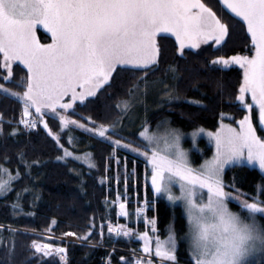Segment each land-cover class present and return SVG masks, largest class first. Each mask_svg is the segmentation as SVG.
Masks as SVG:
<instances>
[{
    "label": "snow or ice",
    "instance_id": "snow-or-ice-1",
    "mask_svg": "<svg viewBox=\"0 0 264 264\" xmlns=\"http://www.w3.org/2000/svg\"><path fill=\"white\" fill-rule=\"evenodd\" d=\"M223 8L229 10L246 25L250 36L251 55H233L225 58L218 56L210 61V66H222L227 69L236 65L242 70L235 100L242 111V118L236 120L221 113L216 131L197 128L190 135L193 150L199 152L196 141L201 136L207 138L214 149L210 158H205L198 167L193 166L190 151L183 147L185 133L173 128L167 121L163 132L150 131L148 121L144 120L138 131L137 141L128 142L124 138H114L124 115H129L139 103L142 85L146 93L149 83L164 85L165 95L176 98L173 93L176 86H169L166 80L151 81L162 63V47L158 38L166 34L175 37L177 51L181 57L199 55L202 45H225L230 36V25L213 11L203 0H0V81L10 83L22 91H14L0 82V96L10 98L21 105L18 120H6L0 113V135H4V124L12 126L10 136L19 134L22 125L27 131L42 124L63 155L57 159L74 157L72 151L60 143L61 135L53 133L46 116L58 119L61 131L70 126L82 129L93 136L103 138L113 147L121 148L142 157L145 164V188L150 179L151 190L155 196L163 195L173 205L181 202L187 213L188 223L203 225L210 219L231 224L235 217L228 211L231 200L239 201L248 217L257 220L258 214H264V199L252 196L242 199L235 181L231 185L225 182L226 169L235 165H256L264 172V0H219ZM38 28L49 34L50 43H41L37 35ZM187 50V52H186ZM19 63L26 69V75L19 80L13 78V65ZM122 73L130 74L136 81L128 89L127 99L120 100L114 107L121 115L115 123L99 124L89 117V124L72 118L79 101L84 104L99 100L101 95L118 86ZM142 73V75H141ZM173 81L178 80V70L169 65ZM99 94V95H98ZM89 98H93L90 100ZM199 104V101H189ZM106 107H113L106 105ZM69 111L72 115H69ZM257 113V122L253 121V112ZM232 123H225V119ZM111 132V134H109ZM71 144L73 139L68 137ZM89 158H90V154ZM19 163L26 168L24 175H30L31 168L39 161H29L23 151L17 153ZM7 160V157H5ZM120 163L119 159L116 161ZM89 167L95 168L94 162ZM136 169L126 173L123 181V193L117 189L115 200L109 204L118 207V216L129 218L128 176L135 175ZM22 182L17 168L11 171L0 164V197H7L14 191L13 185ZM121 182L120 176L116 183ZM259 187V186H258ZM233 189L229 191L228 189ZM29 188L15 192V202L11 204L13 215H24L22 200ZM178 193V194H177ZM153 202L147 197L142 206L135 207V222L147 228L138 231L128 223L107 224V233L112 238H133L143 242L142 250H132L130 257L120 256V264H178L177 234L172 224L168 225V235L162 239L158 232L157 220L150 217ZM34 215V213H28ZM53 225L56 221H51ZM95 221L89 223L84 235L66 232L65 237H76L89 241ZM10 238L5 249V264H14L16 244L14 237L17 229L0 225V244L4 243L3 232ZM51 228L45 229L51 233ZM152 233V234H150ZM99 235H105V224L99 225ZM32 239L28 246L32 252V261L24 264H69L68 249L51 242ZM153 241L155 242L153 245ZM102 243V240H101ZM95 247V245H92ZM115 251V249H113ZM194 264H201L195 253L191 252ZM159 258V260L155 259ZM264 264V249L250 253L247 264ZM105 264H112L108 255Z\"/></svg>",
    "mask_w": 264,
    "mask_h": 264
},
{
    "label": "trees",
    "instance_id": "trees-1",
    "mask_svg": "<svg viewBox=\"0 0 264 264\" xmlns=\"http://www.w3.org/2000/svg\"><path fill=\"white\" fill-rule=\"evenodd\" d=\"M210 6L215 12L230 25V36L225 45L217 49L215 46L205 45L201 47L199 55H186L181 57L177 51L175 39L170 35L158 38L162 47V63L160 69L149 74L151 81L166 80L169 86H176L173 96L169 99L166 89L160 83V98L147 101L145 107L154 106L148 110L143 119L148 121L151 129L163 125L165 121L183 130L192 131L199 127L208 130H216L219 127L220 115L228 114L231 118L239 120L242 111L238 107L235 95L238 94L239 83L242 81V70L239 67L223 69L216 66L214 70L210 61L218 56L229 57L236 54H252L250 36L247 34L246 25L239 21L229 10L223 8L219 0H209ZM37 35L42 42L50 41L49 35L42 29L37 30ZM187 52V50H186ZM169 65L174 66L179 73V79L173 81L171 73H167ZM3 73L0 72V75ZM26 75V69L19 63L13 65V78L19 80ZM142 75V73H141ZM4 82V81H0ZM134 81L130 74L122 73L118 86L110 89L107 94L101 95L99 100L75 106V115L69 111L73 119L83 123H89L88 118L99 124L110 125L116 122L117 116L121 115L114 106L122 99H127V91L132 88ZM6 87H12L14 91H22L10 83ZM154 84V83H149ZM143 86V85H142ZM99 95V94H98ZM169 99L164 103H158L160 99ZM93 98H90L92 100ZM189 101H199V104H190ZM111 105L113 107H106ZM21 105L10 98L0 96V113L6 120H18L20 117ZM127 115L122 121L126 125ZM53 133L60 134V143L65 148L79 154H90L96 167L91 168L87 164L76 161L72 158L66 160L57 159L63 155V150L58 147L54 139L47 134L40 124L33 131H25L22 126L19 134L15 137L9 135L12 126L4 124V135H0V164L7 167L13 173L18 168L22 182L13 185L14 191L7 197H0V224L11 225L26 230L45 232L51 228V234L63 236L66 232H76L84 235L90 221L94 220L96 229L93 230L90 242L102 244L106 247H93L79 244H69V264H105L106 257L111 255L112 264H120L119 257H130L131 254L122 251H112L108 247L115 246L124 250H142V242L133 238L129 241L126 238H112L107 233L109 220L114 223H128L138 231H145L147 228L142 222L136 223L134 216L135 207L142 206L143 199L147 197L153 202V208L148 212L150 217H155L159 234L165 236L167 226L173 218L179 237V248L177 249L178 264H194L190 257L183 236L187 231L186 218L181 207H172L166 199L157 197L151 190L148 180V188H145L143 158H138L127 150L115 148L113 155L112 145L103 138L93 136L82 129L70 126L72 129L61 131L58 119L51 115L45 117ZM128 119V118H127ZM121 124L116 131L120 133L114 138H124L125 142L137 141L138 128L120 130ZM142 121V122H143ZM227 123L232 119L226 118ZM111 134V132L109 133ZM73 142L70 144L68 137ZM139 141H137V145ZM23 151L29 161H39L31 168L30 175H24L26 168L19 163L17 153ZM7 157V160H5ZM119 159L120 163L116 161ZM135 168V175L128 176V210L132 215L129 218L119 217L118 207L109 204L108 201L115 200L117 189L123 193V181L126 173H131ZM120 176V184L116 183V177ZM227 180L230 185L235 181V188L243 193L247 199L255 196L264 187V176L256 168L247 166H236L227 172ZM259 186V187H258ZM21 188H29L31 191L24 194L22 205L24 215H13L11 204L15 202V192ZM230 190H233L229 188ZM261 196L264 198V193ZM232 207L241 210L238 203L230 202ZM175 208V209H173ZM34 213V215H28ZM55 220L53 225L51 221ZM261 224H264V216H260ZM105 224V235H99V225ZM4 243L0 244V264H5V249L8 245L10 234L3 232ZM32 239H41L49 242L48 237H40L31 233L18 231L14 237L16 250L14 264H24L25 260L32 261V252L28 246ZM102 240V243H101ZM56 245L62 242L52 240ZM110 245V246H109ZM171 264V262H170ZM256 264V263H253Z\"/></svg>",
    "mask_w": 264,
    "mask_h": 264
},
{
    "label": "clouds",
    "instance_id": "clouds-1",
    "mask_svg": "<svg viewBox=\"0 0 264 264\" xmlns=\"http://www.w3.org/2000/svg\"><path fill=\"white\" fill-rule=\"evenodd\" d=\"M228 211L235 217L231 224L210 219L205 231L203 225L188 223L186 239L201 264H247L251 252L264 249V224L232 209L230 204Z\"/></svg>",
    "mask_w": 264,
    "mask_h": 264
},
{
    "label": "rangeland",
    "instance_id": "rangeland-1",
    "mask_svg": "<svg viewBox=\"0 0 264 264\" xmlns=\"http://www.w3.org/2000/svg\"><path fill=\"white\" fill-rule=\"evenodd\" d=\"M203 2L204 3H206L208 6H210V4H209V0H203ZM211 7V6H210ZM213 9V8H212ZM213 11H215L214 9H213ZM166 35H170V34H166ZM171 36V35H170ZM203 47V46H202ZM249 55H251V54H249ZM231 57V56H230ZM225 58H228V57H225ZM222 67V66H221ZM232 67H238V66H236V65H233ZM160 83H154V84H149L148 85V87H147V91H146V93L143 91V86H142V90H141V94H140V96H139V103H137L136 105H135V107L133 108V110H132V112L129 114V115H127V118H126V125L124 126V121H125V119L122 121V128L120 129V130H122V131H124V130H126V129H131V128H133V129H135V128H139L140 126H141V124H142V121H143V119H144V117H145V114L148 112V110L149 109H151V108H153V107H157V104L156 105H154V106H149V104H148V107H145V103L147 102V101H150L151 102V100H153L154 98H156L157 100L160 98V94H163L161 91H160ZM167 100H169V99H160L159 101H158V103H164L165 101H167ZM226 116H228V117H230V115H228V114H226ZM242 118V117H241ZM240 118V119H241ZM253 121H254V123H256L257 122V113H256V111H254L253 112ZM225 123H227L226 121H224ZM171 127H173V128H177V127H175V126H173V125H171V124H169ZM165 127H166V125L165 124H163V125H160L159 127H157V128H154V129H151L150 127V131H153V132H155V131H160V132H163L164 131V129H165ZM179 129V128H178ZM204 129H206V128H204ZM181 130V129H180ZM196 130V129H195ZM195 130H192V131H183V130H181L183 133H185V137H184V142H183V147L185 148V149H187V150H189L190 151V156H191V159H192V162H193V166H199L200 164H202L203 163V160L205 159V158H210L211 157V155H212V153H213V151H214V149L211 147V145L208 143V140H207V138L206 137H204V136H201L200 138H198V140L196 141V147H198V149L200 150L199 152H197V151H195V150H193V143H192V138H191V133L193 132V131H195ZM206 130H208V129H206ZM217 130V129H216ZM216 130H208V131H216ZM69 151H71V150H69ZM73 152V151H72ZM73 154H74V157H78L79 159H74V158H72V157H70V158H72V159H74V160H76V161H79V162H82V163H85V164H87L88 166H89V164L91 163V162H93L92 161V159H91V157L89 158V155L87 154V155H85V154H79V153H74L73 152ZM236 166H247V167H250V168H256V169H258L260 172H261V174L264 176V172H262L260 169H259V167L258 166H256V165H247V164H240V165H235V166H233V167H236ZM233 167H231V168H229V169H226V174H225V177H224V179H225V182L227 183V184H229L230 185V182L227 180V177H226V175H227V172L229 171V170H231ZM149 182H150V179H149ZM229 191H232V190H230V189H228ZM262 192L264 193V187L261 189V190H259L258 191V193L255 195V196H259V198L260 199H264L262 196H261V194H262ZM239 193H241V192H238V193H235V194H239ZM178 194V193H177ZM160 197H162V198H164V199H166V197H164L163 195H161ZM242 199H247L244 195L242 196ZM167 200V199H166ZM167 202L172 206V207H181V211H182V213H183V215L185 216V218H186V223H187V229H188V221H187V216H186V211H185V209H184V207H183V204L181 203V202H177L176 204H172L171 202H169L168 200H167ZM230 202H234V203H238L239 205H240V203H239V201H236V200H231ZM230 204V207L232 208V209H235V208H233L232 207V205H231V203H229ZM241 206V205H240ZM173 209H175V208H173ZM235 210H237V209H235ZM238 211H240L244 216H246V217H248V214H247V212H246V210H243L242 208H241V210H238ZM260 216H264V214H258L257 215V221H259L260 223H261V221H260ZM169 224H172L173 225V228H174V230H175V232H176V234H177V231H176V227H175V219L173 218V221H171ZM158 228V227H157ZM21 231V230H20ZM24 231L25 232H30V233H35V234H41V233H39V232H37V231H34V230H26V229H24ZM186 233H187V231H186ZM186 233L184 234V236H183V241L185 242V244H186V247H187V251H188V253H189V255H190V257L192 258V256H191V251H190V248H189V245H188V242H187V239H186ZM150 234H152V233H150ZM154 235H159L162 239H166L167 238V235H168V226H167V233H166V235L165 236H162V235H160L159 234V230H158V232L157 233H155ZM142 242V241H141ZM179 242H180V240H179V237H178V235H177V249L179 248ZM154 241H153V245H154ZM142 247H143V242H142ZM109 249H111L112 251H113V249H115V250H118V251H122V252H126V253H128V254H131V251H128V250H120L119 248H117V247H115V246H112V247H108ZM177 254V253H176ZM252 259V261H253V263H256V258H251ZM192 260L194 261V259L192 258Z\"/></svg>",
    "mask_w": 264,
    "mask_h": 264
},
{
    "label": "built area",
    "instance_id": "built-area-1",
    "mask_svg": "<svg viewBox=\"0 0 264 264\" xmlns=\"http://www.w3.org/2000/svg\"><path fill=\"white\" fill-rule=\"evenodd\" d=\"M52 237H55V236L52 235ZM62 239H64L67 243H70V242L87 243V242H83V241L78 240L76 237H64Z\"/></svg>",
    "mask_w": 264,
    "mask_h": 264
},
{
    "label": "crops",
    "instance_id": "crops-1",
    "mask_svg": "<svg viewBox=\"0 0 264 264\" xmlns=\"http://www.w3.org/2000/svg\"><path fill=\"white\" fill-rule=\"evenodd\" d=\"M218 15V14H217ZM219 16V15H218ZM38 29H42V28H38ZM43 31H44V29H42ZM45 32V31H44ZM49 35V34H48ZM39 37V36H38ZM174 39H175V37L174 36H172ZM51 42V40L50 41H48V42H46V43H50ZM41 43H45V42H42L41 41ZM202 46H205V45H202ZM201 46V47H202ZM236 55H249V54H236ZM233 56V55H232ZM230 57V56H229ZM90 99V98H89ZM77 104H79V101L77 102Z\"/></svg>",
    "mask_w": 264,
    "mask_h": 264
},
{
    "label": "bare ground",
    "instance_id": "bare-ground-1",
    "mask_svg": "<svg viewBox=\"0 0 264 264\" xmlns=\"http://www.w3.org/2000/svg\"><path fill=\"white\" fill-rule=\"evenodd\" d=\"M110 246V245H109Z\"/></svg>",
    "mask_w": 264,
    "mask_h": 264
}]
</instances>
